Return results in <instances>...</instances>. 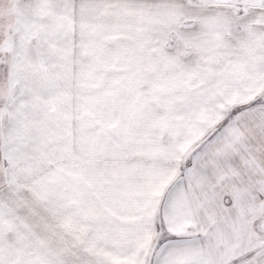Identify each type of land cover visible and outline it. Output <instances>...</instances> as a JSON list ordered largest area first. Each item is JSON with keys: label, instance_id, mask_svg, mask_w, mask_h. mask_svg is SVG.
<instances>
[{"label": "snow or ice", "instance_id": "6c2138e0", "mask_svg": "<svg viewBox=\"0 0 264 264\" xmlns=\"http://www.w3.org/2000/svg\"><path fill=\"white\" fill-rule=\"evenodd\" d=\"M0 264H264V0H0Z\"/></svg>", "mask_w": 264, "mask_h": 264}]
</instances>
